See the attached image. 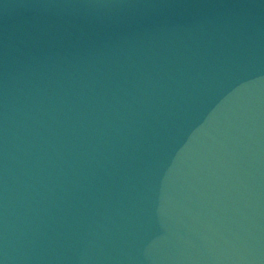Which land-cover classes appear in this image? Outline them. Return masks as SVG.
Wrapping results in <instances>:
<instances>
[{
    "label": "water",
    "instance_id": "95a60500",
    "mask_svg": "<svg viewBox=\"0 0 264 264\" xmlns=\"http://www.w3.org/2000/svg\"><path fill=\"white\" fill-rule=\"evenodd\" d=\"M0 264H264V0H0Z\"/></svg>",
    "mask_w": 264,
    "mask_h": 264
}]
</instances>
